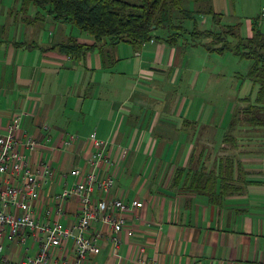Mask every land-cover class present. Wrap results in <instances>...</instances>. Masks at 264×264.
<instances>
[{"label": "crops", "instance_id": "0c3cea01", "mask_svg": "<svg viewBox=\"0 0 264 264\" xmlns=\"http://www.w3.org/2000/svg\"><path fill=\"white\" fill-rule=\"evenodd\" d=\"M181 6L191 15L173 9V25L185 31L175 43L152 38L134 47L105 38L73 57L56 46L72 39L91 44V34L32 3L22 9L21 0H0V134L15 113H23L21 132L39 142L34 152L25 149L26 162L35 168L47 161L54 169L40 189V220L57 218L64 226L76 220L78 197L64 199L57 214L53 195L73 182L62 174L86 167L93 150L88 136L95 130L110 143L115 182L94 196L143 202L138 216L128 218L135 232L130 239L122 235L123 255L144 243L159 264H264V128H228L245 96L248 68L227 72L224 56L237 55L185 41L193 28L221 30L234 7L229 0H182ZM218 103L225 107L218 110ZM229 132L235 146L225 142ZM72 133L77 139L65 144ZM227 153L232 189L213 203L203 187L206 176L198 173L216 167ZM220 191L216 176L214 192ZM3 244L12 262L22 258L15 245ZM30 247L26 253L34 254ZM54 252L73 256L72 239ZM92 258L87 264H110L108 243Z\"/></svg>", "mask_w": 264, "mask_h": 264}, {"label": "built area", "instance_id": "2783aa9c", "mask_svg": "<svg viewBox=\"0 0 264 264\" xmlns=\"http://www.w3.org/2000/svg\"><path fill=\"white\" fill-rule=\"evenodd\" d=\"M22 117L23 113H15L5 132L0 134V264H49L52 260L56 264H87L101 252L103 241L108 243L113 258L110 264H159L148 255L144 243L136 244L128 256L120 251L122 235L130 239L135 232L128 218L131 214L138 216L136 213L143 207V202L135 198L94 196L96 191L107 193L115 182L110 143L98 137L95 130L88 136L93 150L86 167L76 166L62 174L61 177L71 175L73 182L65 183L53 195L57 214H62L64 199L72 195L78 197L76 220L64 226L57 218H38L40 189L52 178L54 169L47 161H40L35 168L26 162L25 149L32 153L39 142L21 132ZM76 139L77 135L72 133L66 136L64 143ZM120 154L125 156L126 148H122ZM68 239L73 242V256L55 253ZM4 240L20 252L25 249L19 261L12 262L5 253ZM30 243L35 246L34 254L26 253L31 248Z\"/></svg>", "mask_w": 264, "mask_h": 264}, {"label": "trees", "instance_id": "16d2710c", "mask_svg": "<svg viewBox=\"0 0 264 264\" xmlns=\"http://www.w3.org/2000/svg\"><path fill=\"white\" fill-rule=\"evenodd\" d=\"M22 9L32 3L42 12L50 15L59 22H70L81 31L93 36L91 44L79 43L76 40H67L56 47L67 55L80 57L89 50H93L109 38L111 43L125 41L134 47H141L152 38L175 43L185 33L181 25H173L172 11L178 9L183 16L191 15L181 6L182 0H21ZM207 12L216 15L212 9ZM259 16L251 22V34L240 36L235 24L225 25L222 30H199L193 28L189 32L190 40L197 44L201 37H211L210 41L202 44L209 50L217 53L232 52L239 58H247L251 63L243 75L255 87L254 98L251 94L239 98V104L233 110L229 121V130L237 127L264 128V33L260 31ZM166 28L173 30L168 35H155L153 30ZM225 142L235 146V139L230 132L225 135ZM216 167L202 173L206 176L204 189L207 190L210 200L218 203L220 194L232 189L231 157L224 154L217 158ZM178 173V172H177ZM197 175V172L195 173ZM198 176V175H197ZM216 176L221 178V191L214 192Z\"/></svg>", "mask_w": 264, "mask_h": 264}, {"label": "rangeland", "instance_id": "374dc122", "mask_svg": "<svg viewBox=\"0 0 264 264\" xmlns=\"http://www.w3.org/2000/svg\"><path fill=\"white\" fill-rule=\"evenodd\" d=\"M130 2H138L139 0H128ZM229 3L231 6L234 7V10L232 13V10L230 9V13H232V15H228V16H223V21L224 24H235V29L234 31H236L240 36H247L250 34V30H251V22H254V19L259 16L258 21H256V23L258 24V27L260 29V31H262L264 33V0H229ZM208 20H210V16L207 17ZM205 26V25H203ZM221 28H225V26H221L219 27V29ZM173 30H169L167 32H165V35H168L169 33H171ZM219 31V30H217ZM190 41V42H194L193 40H190L189 38L187 39V36L185 38V41ZM211 37H201L200 39H198L197 44H202V42H207L210 41ZM195 44V43H194ZM236 59V60H235ZM230 60V61H229ZM223 63L224 66H226L225 70L227 72H230V68L231 66H236L238 68V70H240L241 72H244L246 70V68L249 67L251 60L247 59V58H239L236 57L232 54H226V56H224V61L221 62ZM220 62H217L218 66L222 65ZM222 80V79H221ZM242 82L245 83V95L251 94L252 98H254V94H255V87L252 85V83L250 82L249 79L244 78L242 79ZM222 83H224V79L222 80ZM242 87H240L241 89ZM242 90V89H241ZM218 91L220 93L225 91V87L223 88H218ZM222 97H224V94H222ZM217 107V109H222L223 107H225V105L223 103H218L216 105H214ZM24 249L21 250V254L23 255L24 253ZM32 251L29 252V254H31Z\"/></svg>", "mask_w": 264, "mask_h": 264}]
</instances>
